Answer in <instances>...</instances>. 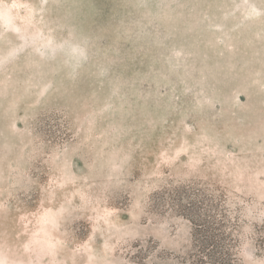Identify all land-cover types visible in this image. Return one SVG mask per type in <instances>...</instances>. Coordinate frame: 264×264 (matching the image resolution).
Here are the masks:
<instances>
[{"label": "rangeland", "instance_id": "374dc122", "mask_svg": "<svg viewBox=\"0 0 264 264\" xmlns=\"http://www.w3.org/2000/svg\"><path fill=\"white\" fill-rule=\"evenodd\" d=\"M199 200L264 264V0H0V264H182Z\"/></svg>", "mask_w": 264, "mask_h": 264}, {"label": "trees", "instance_id": "16d2710c", "mask_svg": "<svg viewBox=\"0 0 264 264\" xmlns=\"http://www.w3.org/2000/svg\"><path fill=\"white\" fill-rule=\"evenodd\" d=\"M213 206L199 200L182 210L194 225L192 246L181 257L182 264H242L244 239L239 233L240 223L218 205L212 212ZM248 237L256 252L264 256V220L254 226Z\"/></svg>", "mask_w": 264, "mask_h": 264}]
</instances>
